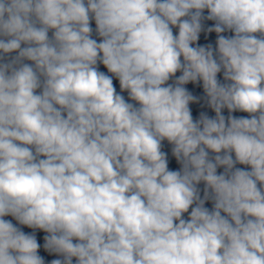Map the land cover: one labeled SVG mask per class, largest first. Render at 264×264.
<instances>
[{
  "label": "clouds",
  "instance_id": "obj_1",
  "mask_svg": "<svg viewBox=\"0 0 264 264\" xmlns=\"http://www.w3.org/2000/svg\"><path fill=\"white\" fill-rule=\"evenodd\" d=\"M8 216L50 264H264V0H0V264H45Z\"/></svg>",
  "mask_w": 264,
  "mask_h": 264
}]
</instances>
